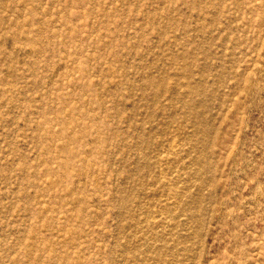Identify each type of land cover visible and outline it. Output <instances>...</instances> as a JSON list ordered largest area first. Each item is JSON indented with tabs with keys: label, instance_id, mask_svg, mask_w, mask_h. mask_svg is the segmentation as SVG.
<instances>
[{
	"label": "rangeland",
	"instance_id": "obj_1",
	"mask_svg": "<svg viewBox=\"0 0 264 264\" xmlns=\"http://www.w3.org/2000/svg\"><path fill=\"white\" fill-rule=\"evenodd\" d=\"M0 264H264V0H0Z\"/></svg>",
	"mask_w": 264,
	"mask_h": 264
}]
</instances>
